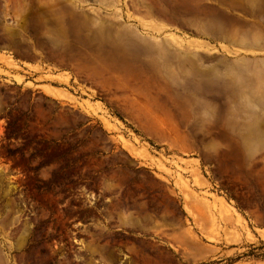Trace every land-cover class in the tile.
<instances>
[{"label": "rangeland", "instance_id": "1", "mask_svg": "<svg viewBox=\"0 0 264 264\" xmlns=\"http://www.w3.org/2000/svg\"><path fill=\"white\" fill-rule=\"evenodd\" d=\"M0 264H264V0H0Z\"/></svg>", "mask_w": 264, "mask_h": 264}]
</instances>
